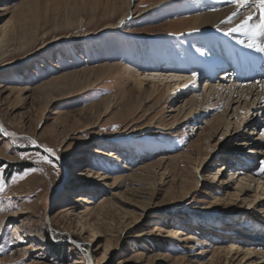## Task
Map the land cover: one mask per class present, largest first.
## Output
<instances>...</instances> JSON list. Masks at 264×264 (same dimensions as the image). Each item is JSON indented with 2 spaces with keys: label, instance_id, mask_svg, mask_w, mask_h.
I'll use <instances>...</instances> for the list:
<instances>
[{
  "label": "rangeland",
  "instance_id": "374dc122",
  "mask_svg": "<svg viewBox=\"0 0 264 264\" xmlns=\"http://www.w3.org/2000/svg\"><path fill=\"white\" fill-rule=\"evenodd\" d=\"M212 1L0 0V119L19 135L0 126V264L264 259V117L240 136L208 126L212 109L174 123L186 85L151 79L170 57L207 70L250 52L248 36L196 23Z\"/></svg>",
  "mask_w": 264,
  "mask_h": 264
},
{
  "label": "bare ground",
  "instance_id": "6f19581e",
  "mask_svg": "<svg viewBox=\"0 0 264 264\" xmlns=\"http://www.w3.org/2000/svg\"><path fill=\"white\" fill-rule=\"evenodd\" d=\"M213 1L216 3L215 8L207 5L205 8L209 11L202 14L200 13L196 16V23L204 25L202 29L205 28L212 30L214 29V27H222L224 29L225 27H227V29L229 27L230 29L242 23L243 19H245L248 15H252L253 17L250 23L253 24V21H255V16H257V14L254 13L253 10H251L250 12L246 11L245 9L256 4V1L253 2V0H248V6L244 8L237 7V5L233 3V0ZM233 13H237V15L234 16ZM230 17L232 18L231 23H229ZM192 29L199 28L194 26ZM234 34L239 36H247L241 33ZM257 43H264V41L257 38ZM249 50L250 52H248L247 54L241 53V51H235L239 54V57L235 55V52H227L226 55L222 57L218 56L221 57V59L216 58L217 56L209 55V65L213 69L208 68L206 70L205 67H201V65L204 64L200 57L191 58L180 55L183 56L182 59L180 57L174 56L170 57L169 60H167L168 66H176V64L180 62V64L177 65L178 67L174 68V70H163V68H160V71L155 70L159 72L154 71V73L156 74H153L151 76L152 80H157L159 82L169 81L178 86H181L182 84L183 86L186 85L182 89H180L177 94L170 95L168 100H173V103L185 102L182 108H180L179 110L177 109L179 113H184L181 121L180 119H175L174 123H188V121L196 122L200 120L203 121L208 117L206 112L209 109H212L214 110V112L222 111V114L219 116H213L210 120H208V126L218 129L222 128L226 130V132H229V130L232 129L234 132V136H240V134H243L247 130L256 131L260 126V120H258V118L264 117V90L261 89L260 84L255 83L252 85L250 84V81L252 82L258 79H263L264 53L257 52L255 48H249ZM245 55H248L249 57L247 58L245 57ZM143 63L145 64V62ZM227 63L232 64L230 65L231 69L229 71L225 68ZM222 67H224L223 69H226L227 71H224L222 69L220 71H224V73H222L220 76H216V74H219L218 71ZM214 71H216V73H214ZM206 72L208 73V81L210 80L211 83L207 81L208 86L203 91L201 90L202 92L200 93V90L198 88L199 81L201 78L207 76L206 74L202 75V73ZM193 73L196 74V79L195 83L191 84L190 80ZM128 74L130 77L136 79V81L139 82L140 74L134 72L130 68L128 69ZM215 76L218 77V80L216 81L213 80ZM176 77L178 78L177 80H179V82L175 80ZM260 82L264 83V81ZM243 83L245 85H243ZM246 83H249L250 85ZM205 103H208V106L204 110L203 106ZM223 107L225 108L223 109ZM241 112L243 114H241ZM238 117H241V119L239 118L241 121H238ZM0 126L8 136H19L18 133L6 128L1 119ZM33 140H35V138H33ZM50 153L54 154V152L52 151ZM251 153L261 154L262 152L251 151ZM256 154L252 157H256ZM251 170L252 168L250 167L249 171ZM243 175L247 176L245 173H243ZM241 180L243 181L244 178H242ZM259 180V184H262V186H264V180ZM253 182L257 183V179L251 177L250 179L246 180L245 183H240L239 185L242 187V189L248 191L251 186H253ZM183 233L184 232L179 231L178 236L183 235ZM229 250H231V248H229L228 251ZM219 252L220 251H215L216 254H219ZM251 252L254 254L255 251L253 252L252 250ZM261 255H263L262 258H264V254ZM255 257L256 254H254L252 258H248L249 260L247 261H249V264H264V259H262L261 261H257ZM88 264H94L91 257L88 258Z\"/></svg>",
  "mask_w": 264,
  "mask_h": 264
},
{
  "label": "snow or ice",
  "instance_id": "6c2138e0",
  "mask_svg": "<svg viewBox=\"0 0 264 264\" xmlns=\"http://www.w3.org/2000/svg\"><path fill=\"white\" fill-rule=\"evenodd\" d=\"M233 3L237 5L239 8H244L248 6V0H233ZM256 7L260 10L261 16L258 23L252 24L250 21L253 19L252 15H248L245 19H243L242 23L238 24L236 27L230 28L229 32L227 34L231 33H241L245 34L249 37V43L247 44V47L249 48H255V50L259 53H264V43H257V38L264 37V0H256ZM233 15H237V13H233ZM231 17L229 18V23H231ZM240 43H244L243 41H240ZM196 74L193 73L192 78L190 80L191 84L195 83ZM260 84V87L262 90H264V83L257 82ZM33 144H35V141H32ZM47 152H51V149H45ZM43 162H46L48 164H51L53 168L56 167L55 164L52 163L51 160H48L46 157L41 158ZM261 163H264L262 161ZM261 171H264V169H261ZM4 188L2 183H0V192H3Z\"/></svg>",
  "mask_w": 264,
  "mask_h": 264
},
{
  "label": "water",
  "instance_id": "95a60500",
  "mask_svg": "<svg viewBox=\"0 0 264 264\" xmlns=\"http://www.w3.org/2000/svg\"><path fill=\"white\" fill-rule=\"evenodd\" d=\"M41 150H43L44 152H46L48 155L52 156L51 154H49L47 151H45L43 148L40 147Z\"/></svg>",
  "mask_w": 264,
  "mask_h": 264
}]
</instances>
